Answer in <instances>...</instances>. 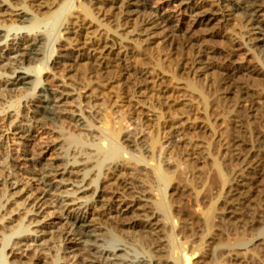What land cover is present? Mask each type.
<instances>
[{
	"label": "bare ground",
	"instance_id": "bare-ground-1",
	"mask_svg": "<svg viewBox=\"0 0 264 264\" xmlns=\"http://www.w3.org/2000/svg\"><path fill=\"white\" fill-rule=\"evenodd\" d=\"M63 1L36 0L28 4L26 0H0L3 20L0 21V51L6 48L2 58L7 62L0 67L1 100L5 102L0 103V115L4 114L5 118V125H0V148L3 144L10 148L11 135L16 142L31 141L32 132L39 130H50L58 136L56 142L47 144V149L57 151V157L46 170L39 168L41 156L28 159L29 152L22 151L23 161L30 164L27 171L30 176L24 179L18 172L0 178L1 186L17 191L13 196L0 197L4 199V202L0 200V264H202V259L194 263L192 257L203 252L207 253V264H264V133L254 141L252 138L247 141L239 136L237 128L230 129L222 153L228 167L223 179L226 191L219 193L223 211L219 212L221 209L215 202L207 211L196 209L190 213L180 199L170 195L172 199L165 201L148 185L152 171L146 163V166L132 164L127 147L121 144L97 153L88 149L85 154L88 156H83L75 146L82 139L73 131L79 128L87 132L86 137L107 147L106 139L94 135L102 127L101 112L96 97L87 94L91 92L92 82L114 80L109 68L115 67L112 62L97 57L94 54L97 49H82L78 38L85 40V45L100 46L107 55H115L112 45L126 46L130 43L129 34L145 43L160 36L157 33L162 31L165 41L188 49L192 55L187 63L190 70L202 77L210 65L200 59L205 42L190 34L178 35L180 29L172 25L171 9L164 13L161 10L166 7L188 10L189 20L199 26L234 22L244 30V46L264 58V0H165L166 7L152 6L148 0H79L78 10L59 31L56 41L62 48H53L48 54L49 44L41 27L57 19L61 11L63 14L70 11L69 0ZM6 22L12 25L7 26ZM83 60L89 62L86 71L81 69ZM96 68L105 70L104 76L99 77ZM51 72L58 79L63 73L73 74V84L65 86L69 90H63L61 79L62 86H51L43 79V75ZM128 72L129 67L120 71L123 77H128ZM231 79L227 81L232 82V88L226 92L239 100L249 95L247 84L238 78ZM85 81L89 83L82 85ZM130 85L135 91L141 87L135 78ZM82 90L87 93L78 95ZM76 96V99L90 98L87 109L81 103L74 106L75 110L70 109V100ZM241 117L246 118L245 110L229 113L228 119L236 122ZM88 118L94 121L88 122ZM24 122L30 123L29 129L14 133L18 124ZM61 129L71 133L76 142L66 141ZM115 132L113 135L119 136ZM129 138L131 135H125L123 143H131ZM180 141L188 151L193 147L191 139H177ZM143 143L138 145L146 148ZM69 147L73 149L70 157H66ZM144 150L145 155L151 152ZM8 159L18 162L11 150ZM104 161L109 162L102 176L99 167ZM3 163L0 161V166L6 167ZM67 187L70 189L65 190ZM22 196H27L25 199L31 208L18 221L8 207L14 197ZM43 214L54 222L49 225L40 221L38 218ZM105 218L110 228L115 225L117 232L107 227ZM49 227L56 229L50 231ZM173 228L186 240L183 249L171 248L169 231Z\"/></svg>",
	"mask_w": 264,
	"mask_h": 264
},
{
	"label": "rangeland",
	"instance_id": "rangeland-1",
	"mask_svg": "<svg viewBox=\"0 0 264 264\" xmlns=\"http://www.w3.org/2000/svg\"><path fill=\"white\" fill-rule=\"evenodd\" d=\"M34 1L36 0H26L28 4H34ZM148 1L152 6L166 7L164 5L165 0ZM69 3L70 11L66 14H63L61 11L59 16L57 15V19L51 20L41 27V31L45 32L49 44L47 47L48 54L53 48H62L59 42L56 41L57 37H59L61 26L66 21H69V17L78 10L79 0H69ZM168 9L172 10H170L173 17L172 25L180 29L178 35L184 36L190 34V36L192 35L194 38L205 42L203 45L206 44V47L202 49L204 52L200 54L202 56L200 59L202 58L201 60L204 63H210L205 74L202 77H198L194 72L192 73L190 65L187 64L192 56L191 53L185 47L175 44V42L170 43V41H165L162 31H158L157 33H161L160 36L145 43H141L138 37L129 34L128 39L130 43L125 44L126 46L121 45L117 39L115 41L119 45L113 46L112 42L108 41L110 39H106L105 41H108L109 45H112L115 55H107L103 47L85 45V40L83 41L82 38H78L80 40L79 43L83 44L81 46L82 49H97L94 54L99 58H104L103 61L112 62L115 64V67L109 68L114 80L108 83L101 82V80L92 82L90 84L91 92L87 94L91 95L90 93H92V96L96 97V103L101 112L102 127L100 126V130L95 132L94 135L97 138L106 139L105 144L107 147H103L95 139L92 140L86 137L87 132L79 128L73 129V131L75 136L82 139V142L74 143V145L76 144L75 146L80 153H84L83 156H88V154L85 155L88 149H94L95 153H97L122 144L127 147L126 149L129 152L127 155L132 157V164L144 166L146 163L148 165V168L152 171V178H150L148 185L153 189L155 188L159 196L162 195L165 201H168L171 198L170 195H172V198L180 199L183 206L190 213L196 209L207 211L211 203L217 202L215 205L221 209L219 212L222 213L224 204L222 197H219V195L226 191L223 187V179L228 173V167H225V163L227 162L223 159L222 153L230 129L237 128L236 131H239V136L241 135L240 137L247 141L251 140V138L254 141V138H257L260 133H264V68H262L264 66V58L256 52L252 53L244 46L246 42L244 41L246 39H242L244 30L241 26H235L234 22L223 21L220 23L218 21L214 23L215 25H212L213 27L199 26V24H193L189 20L191 18L189 17L190 12L188 10L181 9L178 11V9L166 7L163 11L161 10V13H164ZM0 21L3 20L0 19ZM4 24L7 26L12 25L11 22ZM131 31L132 29H129V32ZM11 34H14V31ZM209 34L211 35L209 36ZM5 51L6 48H2V52L0 51V67H3L4 63H7L2 58ZM194 56H196V53H194ZM88 63L87 60H83L81 62V69H85L84 71L88 70ZM259 64L262 65H260L261 68ZM126 67H129V76L123 77L120 71ZM97 68L99 77L104 76L105 70ZM53 74L54 72L46 76L43 75V79L51 86L54 84L62 86L61 79L64 81L63 90H69L65 86L73 84V74H68L67 72L61 73L62 76H59V79L58 76L56 78ZM68 77L70 78L68 79ZM134 78L140 82L141 87L138 91H135L130 85V81ZM231 78L234 80L238 78V81L247 84L250 89L249 95L243 96V99L239 100L233 94L226 92L227 88L229 90L232 88V82L228 83V81L232 80ZM224 82L226 84H223ZM87 83L89 81H85L82 85H87ZM86 91L82 90L77 93L83 96L84 93H87ZM76 98L78 97L71 98L70 109L73 110L74 106L78 103L82 104L84 110L87 109L90 98ZM1 99L2 95L0 93V103L4 104L5 102ZM242 110L246 111L247 119L242 117L236 118L237 123L228 119L229 113H237ZM1 115L0 125L2 126L5 125V118H3L4 114ZM88 119V122L94 121L91 118ZM29 124L27 122L18 124L20 129H16L14 133H19L23 129H29ZM97 125L99 127L100 124ZM61 130L64 133L66 141L76 142L75 138L71 137V133H68L65 129ZM113 131L116 134L119 132V136H114ZM32 133L34 135L32 140L23 142L14 141L15 136L11 135L10 140H8L10 141V148L5 144H3L2 149L0 148V161L1 163L5 162L3 164L7 167L0 166L1 180L6 174H17L18 172L22 176L21 178L26 179L30 176L27 172L30 164L27 161H23L22 151L29 152L27 154L28 159L34 155L35 158L41 156L42 165L39 168L43 170H46L47 165L55 161L57 151L54 149L49 150L46 147L49 141L52 143L56 142L58 136L51 133L50 130H39ZM125 135H131V138H129L131 143H123ZM139 137L141 139H138ZM182 138L193 141V147L190 151L185 148L181 141L177 142V139L181 140ZM135 139L137 140L135 141ZM141 141H144L143 144L146 145V148H141L138 145ZM19 143H24V147L19 145ZM69 148H67V153L65 152L66 157H70V152L73 149V147ZM140 148L142 149V153ZM143 148L151 150L150 153L153 152V154L149 153L145 155ZM10 150L18 162H9V159L7 160ZM96 159L94 158V160ZM108 162L104 161L99 167V174L101 173L102 176L105 173ZM71 179L76 180L75 177ZM166 179L171 180L170 182H166ZM106 181L103 183H106ZM158 181L160 182L159 184ZM164 184H167V186L165 187ZM67 189L70 188H65V190ZM16 192L9 190L6 186L0 185L1 198L2 195H12L16 194ZM26 197H14L15 200L8 207V210H12L13 214H15L12 217L18 221L23 219L27 210L31 208L28 205V199H25ZM0 200L4 202V199ZM48 211L52 212L53 209H49ZM47 216V214H43L38 219L50 225L54 221ZM107 219H104V223H106ZM63 224L64 222L58 227H61ZM106 225L110 228L108 220ZM110 226V229H114L113 231H118L114 224ZM55 229L49 227L50 231H54ZM178 233L177 228L169 231L172 249L174 247L175 249H183L184 247L183 244L186 240L182 238L183 235L180 234V237ZM132 246V248H136L134 244ZM191 248H188V250L193 252V248ZM203 255L206 256L204 257ZM200 259H202V264L204 262L207 264V253H198L192 257L194 263Z\"/></svg>",
	"mask_w": 264,
	"mask_h": 264
}]
</instances>
